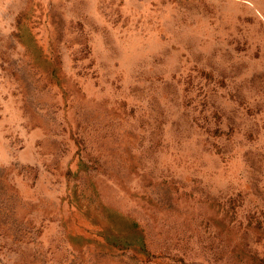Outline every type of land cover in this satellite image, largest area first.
<instances>
[{"label": "rangeland", "instance_id": "374dc122", "mask_svg": "<svg viewBox=\"0 0 264 264\" xmlns=\"http://www.w3.org/2000/svg\"><path fill=\"white\" fill-rule=\"evenodd\" d=\"M0 264H264V0H0Z\"/></svg>", "mask_w": 264, "mask_h": 264}]
</instances>
